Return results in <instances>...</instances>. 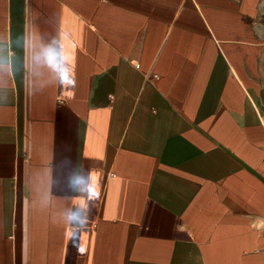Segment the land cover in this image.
Listing matches in <instances>:
<instances>
[{
  "label": "crops",
  "instance_id": "obj_1",
  "mask_svg": "<svg viewBox=\"0 0 264 264\" xmlns=\"http://www.w3.org/2000/svg\"><path fill=\"white\" fill-rule=\"evenodd\" d=\"M26 19L72 61L0 106V264H264V0H0ZM48 162L97 185L72 236L31 206Z\"/></svg>",
  "mask_w": 264,
  "mask_h": 264
},
{
  "label": "clouds",
  "instance_id": "obj_2",
  "mask_svg": "<svg viewBox=\"0 0 264 264\" xmlns=\"http://www.w3.org/2000/svg\"><path fill=\"white\" fill-rule=\"evenodd\" d=\"M67 37L68 32L64 30L44 33L27 19L22 32L15 35L0 33V106L10 102L17 81L24 94L31 97L69 79L66 65L72 61V54L64 50ZM36 182L42 185L44 195L31 206L51 211L54 220L68 229V236L89 223L92 206L88 196L97 188L89 169L76 166L63 196H58L55 191L51 162L38 174ZM32 183L30 177L29 186ZM58 199L64 201L62 206L57 205Z\"/></svg>",
  "mask_w": 264,
  "mask_h": 264
}]
</instances>
